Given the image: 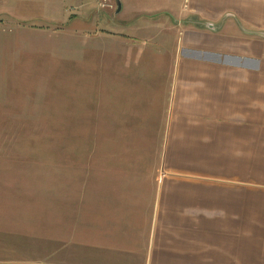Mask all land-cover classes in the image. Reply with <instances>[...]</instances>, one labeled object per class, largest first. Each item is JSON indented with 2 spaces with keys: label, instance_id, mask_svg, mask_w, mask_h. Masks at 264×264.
Returning <instances> with one entry per match:
<instances>
[{
  "label": "crops",
  "instance_id": "obj_1",
  "mask_svg": "<svg viewBox=\"0 0 264 264\" xmlns=\"http://www.w3.org/2000/svg\"><path fill=\"white\" fill-rule=\"evenodd\" d=\"M108 1L0 0V70L46 49L33 35L71 31L80 54L103 30L176 40L162 173L151 191L90 187L87 207L74 203V264H264V0ZM14 203L0 206L4 262L33 243L31 199Z\"/></svg>",
  "mask_w": 264,
  "mask_h": 264
},
{
  "label": "rangeland",
  "instance_id": "obj_2",
  "mask_svg": "<svg viewBox=\"0 0 264 264\" xmlns=\"http://www.w3.org/2000/svg\"><path fill=\"white\" fill-rule=\"evenodd\" d=\"M50 34L30 38L46 49L18 50L0 70V206L31 199L33 212L31 249L4 262L2 248L1 264H74V203L86 208L90 187L151 191L162 173L165 68L176 40L153 33L121 40L103 30L81 40L80 54L73 32ZM132 176L140 184L120 182Z\"/></svg>",
  "mask_w": 264,
  "mask_h": 264
},
{
  "label": "built area",
  "instance_id": "obj_3",
  "mask_svg": "<svg viewBox=\"0 0 264 264\" xmlns=\"http://www.w3.org/2000/svg\"><path fill=\"white\" fill-rule=\"evenodd\" d=\"M100 5H101L100 7H102V8H112V5L109 3L108 0H102Z\"/></svg>",
  "mask_w": 264,
  "mask_h": 264
},
{
  "label": "water",
  "instance_id": "obj_4",
  "mask_svg": "<svg viewBox=\"0 0 264 264\" xmlns=\"http://www.w3.org/2000/svg\"><path fill=\"white\" fill-rule=\"evenodd\" d=\"M118 7H119V10H120V9H121V4H120V2H119V6H118Z\"/></svg>",
  "mask_w": 264,
  "mask_h": 264
}]
</instances>
